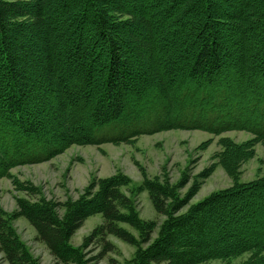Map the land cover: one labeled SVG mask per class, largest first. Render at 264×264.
Returning a JSON list of instances; mask_svg holds the SVG:
<instances>
[{"label":"trees","instance_id":"16d2710c","mask_svg":"<svg viewBox=\"0 0 264 264\" xmlns=\"http://www.w3.org/2000/svg\"><path fill=\"white\" fill-rule=\"evenodd\" d=\"M172 129L245 130L253 138L222 137L218 161L184 196L187 173L178 182L145 177L136 192L148 191L161 223L140 216L121 173L64 202L19 182L29 197L17 200L14 215L34 226L57 260L96 264L117 251L115 236L136 247L121 264H264V175L240 182L256 145L264 146V0H0V178L73 145ZM217 165L233 185L181 213ZM0 212L9 264H37L11 215ZM95 214L104 222L79 247L71 244ZM94 244L100 250L89 256Z\"/></svg>","mask_w":264,"mask_h":264},{"label":"rangeland","instance_id":"374dc122","mask_svg":"<svg viewBox=\"0 0 264 264\" xmlns=\"http://www.w3.org/2000/svg\"><path fill=\"white\" fill-rule=\"evenodd\" d=\"M222 137L244 142L252 139L253 134L245 130H231L221 135H214L205 130L172 129L141 135L132 142L73 145L49 161L15 167L11 170V177L0 178V210L11 215L6 219L12 224L37 264H63L52 255L43 242L38 240L34 226L25 217L14 215L18 207L17 200L29 197L26 192L17 189L16 185L19 182H29L38 187L40 193L36 196L64 202L68 199H77L94 180L121 173L131 180L130 185L125 186L123 191L134 196L140 216L161 223L165 216L156 211L148 191L136 192L144 178L167 177L173 182H178L187 173L189 181L181 190L184 196L192 187L195 176L218 161L214 156L222 149L219 144ZM207 142L210 144L206 148H201ZM263 158L264 146L258 143L255 157L242 167L240 182H249L264 175ZM233 183L224 168L217 165L213 174L202 180L199 192L194 195L189 205L181 210V213L210 194L222 188L231 187ZM131 190L134 191L131 193ZM38 198L33 197L34 200ZM61 213H63L62 210ZM103 222L104 218L101 214L90 216L73 235L71 244L79 247L85 237ZM121 225L138 236V233L129 225ZM156 235L155 231L153 237ZM109 239L117 246V251L108 253L96 264H110L112 258L117 260L115 264H121L134 256L135 246L115 236H109ZM95 245L89 247L88 250L92 248L94 250L89 256L100 250ZM248 255L246 253L235 261L248 257ZM222 263V260H213L207 264ZM0 264H9L5 252L1 249V244Z\"/></svg>","mask_w":264,"mask_h":264}]
</instances>
